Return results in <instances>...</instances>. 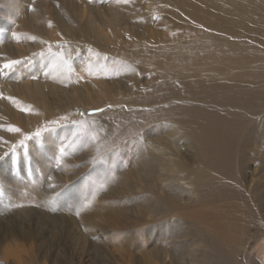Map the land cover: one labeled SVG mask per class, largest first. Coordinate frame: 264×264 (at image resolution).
<instances>
[{
    "label": "bare ground",
    "instance_id": "obj_1",
    "mask_svg": "<svg viewBox=\"0 0 264 264\" xmlns=\"http://www.w3.org/2000/svg\"><path fill=\"white\" fill-rule=\"evenodd\" d=\"M158 1L180 9L162 12L163 22L169 15L167 25L162 23L166 33L155 37H147V26L141 25L155 20L157 12L145 11L141 0H117L101 10L90 6L76 10L79 5L68 2L71 12L65 21L54 16L63 27V36L50 31L48 23L55 20L50 11H34L28 20L35 28L31 19L38 17L35 32L54 41L67 38L71 53H81L82 61H88L81 56L86 49L103 50L93 69L109 82L98 76L88 87L94 102H82L85 88L80 90L77 82H71L67 63L46 57L40 62H51L40 66L43 79L32 76L26 83L5 81L0 87V106L9 121L0 120L5 122L0 127V153L39 131L42 136L35 147L40 158L30 167H21L29 176L23 183L33 184L40 192L33 195L39 203L55 207L57 195H40L46 188L42 180L46 168L50 162L61 170L75 167L66 155L57 163L63 145L56 129L65 125L61 117L111 105L101 113L111 119L103 124L111 126V139L109 130L96 127V122L88 128L99 136L98 142H89L96 152L92 157H97L90 170L107 172L103 164L117 170L122 187L132 193L130 205L137 207L135 219L123 211V224L120 209L113 212L110 241L114 261L140 264L142 256V264H243L239 251L249 243L253 225L257 221V227L264 229L259 218L264 220V142L257 143L258 133L264 135V0H200L203 7L193 0ZM175 15L182 26L177 25ZM194 21L208 29L194 26ZM34 40L35 49L41 50L44 37ZM107 40L111 41L109 47ZM4 50L8 57L17 54L15 46L5 44ZM2 60L0 55V63ZM25 72L32 74L31 68ZM53 105L68 106L69 113L50 120L57 116ZM51 121H59V125ZM20 149L22 160L26 150ZM123 161L125 168L120 166ZM32 164L41 169L38 174ZM210 171L215 175L208 176ZM19 178L5 180L19 189ZM106 181L111 187L109 179ZM82 187L66 190L58 199L66 204L67 196L76 198L77 210L89 219L97 208L85 207L89 202L80 195ZM21 188L18 196L8 197L11 202L30 200ZM88 188L90 197L101 196L96 183ZM52 192L51 188L48 194ZM7 239L1 236L0 243ZM21 249L6 248L3 255L22 257Z\"/></svg>",
    "mask_w": 264,
    "mask_h": 264
},
{
    "label": "rangeland",
    "instance_id": "obj_2",
    "mask_svg": "<svg viewBox=\"0 0 264 264\" xmlns=\"http://www.w3.org/2000/svg\"><path fill=\"white\" fill-rule=\"evenodd\" d=\"M116 1L117 0H86L81 3L80 0H0V55L4 60L0 63V87L5 81L9 82V79L10 81L13 80L22 83H26V81L31 82L30 78L32 76L41 77V79H43L45 76H43L44 72L40 66H43V63L49 64L51 61L45 60L42 63L40 61L45 57L46 59L57 58L58 60L67 63L66 71L71 82H77L76 85L79 86L80 90L81 88H85L83 90H85L84 92H86V95L84 99L81 96L82 102L88 100L94 102L93 98L95 95L91 88L88 87L90 82L98 80L97 77L101 75V72L95 73L93 68L98 61L95 60L96 56L101 54L103 50L98 48L86 49L81 55L82 58L88 59L87 62H84L79 57L81 53H79V55L73 54L74 52L71 53V50L66 43L67 38L60 37L61 41H54L48 39L46 36H41L35 32V28H37L38 25L36 23L39 21L38 17H33L31 19V22L36 25L35 28H32L28 19L34 11H40V13H42V9L45 8L50 11L53 14L52 17L55 18V20L48 23L50 31H54L55 34L63 36V27L60 26L61 23L58 18L54 16L60 15L62 20L65 16L68 17V13L71 12L68 8V6H70V3L68 2L78 4L79 7H76V10L81 8H86L87 10L88 6L96 10H101L104 7H107V5H113ZM193 1L197 6H204L200 0ZM141 2L145 7V11L153 12L154 10L158 15L155 20L151 18L147 23L141 25L144 27L147 26L145 33L146 36L155 37L162 33H166V27L162 26V23L167 25L169 15L166 14L167 19L163 22V18L161 19L163 15L162 12L177 11L180 8L171 4H165L158 0H141ZM77 19L79 20V18ZM176 21L178 26H182L178 16H176ZM194 26L198 28H207L199 21H194ZM138 29L140 30L141 27ZM104 32L106 31L104 30ZM28 36H32V39ZM33 37H39L40 39L44 37V46L41 50L35 49L37 43ZM110 42L111 41L109 40L106 41L107 47H109ZM5 44L11 45L12 47L15 46L17 54L8 57V54H6L4 50ZM21 53L23 54L21 55ZM8 61H19V63L9 69L3 68L2 65ZM30 68L32 71L31 76L28 72H25L26 69L30 70ZM100 79V81L104 80L106 83L109 82L108 79H105L104 77L100 76ZM110 81L111 85H113L111 79ZM120 91L122 94L124 93L123 89ZM125 105L131 106L133 104L127 103ZM110 106L111 105H105L95 109H83L73 116H68L67 120L64 122L65 125L57 127L56 137H59L62 145L67 146L69 143L75 145V148H67L66 155L71 159L75 167L61 170L53 162H50V165L46 168L44 179H42L45 180L44 185L46 188L44 187V190H46L41 191L42 193L40 195L42 198L57 195L56 198L53 199L54 203L58 204L55 207H48L39 203L33 195L40 192L35 189L33 184L25 186L23 183L24 180L27 178L29 179V176L22 173L21 167H30L33 160L37 162L40 158L35 143L39 144V137L40 135L42 136V134L36 136L35 134L38 131H32L28 134L27 139H20L13 147L2 150V153H0V190H2L4 194L3 196H0V238L1 236H6L8 239L7 241H2V244L0 243V264H15V262L18 261H21L22 264H120L119 262L114 261V254L112 252V244L110 241V238L114 235V231L110 227L111 221H113V212L120 209L121 215L119 222L123 224V220L126 218L123 215V211L124 214H129V219H135L137 216V212H135L137 207H132L130 205L129 196H131L132 193L125 186L122 187V184L119 181L121 176L117 170L112 171L111 169H108L107 165V168H105V164H103L104 167L102 169H106L107 172H93L91 171L92 169L90 170V168H93V160L97 157H92V154L96 152L92 151L93 148L90 149L91 145L89 142L91 141L87 138V132L82 127V125H84L83 122H86L85 124L88 128H90L89 126L91 122H96V127L109 130V139H111V126L103 125L106 122H110L111 119L108 121L107 117H101V113L108 110ZM53 108L57 111L55 113L57 116H53L50 120L56 119L59 116H66L69 113L68 106L66 108H63L62 106L58 108L56 105H53ZM2 109L3 107L0 106V120L9 121L7 116L1 114ZM97 109L100 111H96ZM93 115H96V118H93ZM42 118L44 119V116H42ZM146 118L148 120L151 119L148 117ZM2 126H5V122L0 121V127ZM64 126L68 129L67 132L65 131ZM60 129H62L61 132H59ZM70 129H73V131ZM62 132L63 134L61 135ZM74 133L75 135H73ZM253 135L255 136L256 134L254 133ZM258 136L259 140H257V143H260V141L264 142V140H261L264 136L263 133H258ZM22 140L24 141L23 144L20 143ZM20 148L26 150L25 157H23L22 160L21 153L19 152L21 151ZM104 151L106 150H101V152ZM123 163L124 161L120 164L121 168H125L124 166H126V164ZM34 165L37 166V163ZM34 165L32 164L34 167L33 171L35 174H38L41 169L39 167L36 168ZM108 170L111 171L108 172ZM21 174L22 176L20 177ZM97 174H101V176L98 177ZM207 175L214 176L215 174L210 171L207 172ZM7 177L9 180L15 178L16 181L20 177L19 179L22 183L20 186L23 188L19 187V189H23L26 197H31L30 200L18 202L17 200L14 201V199H12L11 202L8 197L15 198L20 191L17 187L18 185L14 182L8 183L5 180ZM49 177H51V179H49ZM54 179H58V181H55L54 183ZM106 179H109L108 182L112 183L111 187L108 185L109 183L107 184L109 187L106 186ZM94 183L98 185L101 196H89L91 191L88 187L90 184ZM50 185H54V187H50ZM77 185L83 186L80 195L84 198L85 202H89L91 203V207L97 208V213H95V215L92 213L91 218L89 219L83 218L80 211L77 210L76 198L74 199L71 196H67L66 204L58 199L66 190L77 188ZM51 188L53 192L50 195L48 194V191ZM135 189L137 190L138 188L135 187ZM77 212H79V214H77ZM259 215L260 214H258V216ZM259 218L261 220V225L264 224L263 218L261 216H259ZM257 225L258 222L256 221L255 225H253L254 228L251 230V233L256 232V234L251 236L250 233L247 239L249 243L247 246L244 243V247L239 251L240 255L244 257L243 264H264V229H259ZM249 232L250 230H247V233ZM148 244L149 243L147 242L146 246ZM17 247L22 248L21 250L24 253L22 257L9 256L6 258L3 255L4 249H15ZM134 252L140 254L138 248H135ZM139 263H143L142 256L140 257Z\"/></svg>",
    "mask_w": 264,
    "mask_h": 264
},
{
    "label": "snow or ice",
    "instance_id": "obj_3",
    "mask_svg": "<svg viewBox=\"0 0 264 264\" xmlns=\"http://www.w3.org/2000/svg\"><path fill=\"white\" fill-rule=\"evenodd\" d=\"M125 2H127V0H125ZM15 35V34H13ZM33 39H35L33 37ZM60 55V54H58ZM61 59H62V56H61ZM19 63V61H8L7 63H4L2 65L3 68L5 69H9L11 67H13L15 64ZM9 99H12L11 97ZM96 111H100L99 109H97ZM83 115V114H81ZM61 120H67V117H61ZM52 125H59V121H51L50 122ZM73 123H76V122H73ZM82 127L86 130L87 132V138L91 141V142H98L99 141V136L96 134V132L94 130H88V126L86 124L82 125ZM10 130L11 131H15V132H19L20 129L19 128H16V127H10ZM36 136H39L40 135V132L38 131L36 134ZM75 135V133L73 134ZM28 137H25V139H27ZM21 144L24 143V141H20ZM68 147H72V148H75V145L72 144V143H69L67 146H62L60 147L59 149V154H60V157L57 158V163L59 164L60 163V158H62L64 155H67V148ZM49 179H51V177H49ZM50 187H54V185H50ZM3 191L0 190V196H3ZM16 206H22V205H16ZM85 207H91V203L85 205ZM77 214H79V212H77Z\"/></svg>",
    "mask_w": 264,
    "mask_h": 264
}]
</instances>
